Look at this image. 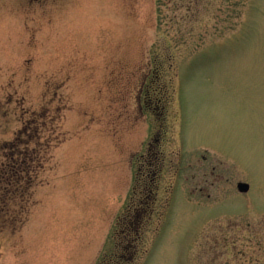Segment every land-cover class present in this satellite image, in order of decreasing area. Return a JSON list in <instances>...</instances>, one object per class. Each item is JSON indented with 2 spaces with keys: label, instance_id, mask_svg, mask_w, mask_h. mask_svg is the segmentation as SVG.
Masks as SVG:
<instances>
[{
  "label": "rangeland",
  "instance_id": "obj_1",
  "mask_svg": "<svg viewBox=\"0 0 264 264\" xmlns=\"http://www.w3.org/2000/svg\"><path fill=\"white\" fill-rule=\"evenodd\" d=\"M30 119L0 264H264V0H0V141Z\"/></svg>",
  "mask_w": 264,
  "mask_h": 264
},
{
  "label": "trees",
  "instance_id": "obj_2",
  "mask_svg": "<svg viewBox=\"0 0 264 264\" xmlns=\"http://www.w3.org/2000/svg\"><path fill=\"white\" fill-rule=\"evenodd\" d=\"M38 125L37 121L30 119L24 123L21 130L17 131L14 139L0 141V173H11L15 182L9 190L0 193V219H2V216L9 217V213H12L10 204L15 198H18V201L21 200L27 203V196L31 197L30 189H27L34 181L33 174L37 175V171L42 168V164H30L35 158H41V146L38 140L42 135V125L41 123ZM31 142H34L35 146L31 147ZM45 152H47L46 149ZM43 155L44 158L47 153ZM27 174L29 176L25 177ZM13 191H20V194H12ZM28 192L29 194H27Z\"/></svg>",
  "mask_w": 264,
  "mask_h": 264
},
{
  "label": "water",
  "instance_id": "obj_3",
  "mask_svg": "<svg viewBox=\"0 0 264 264\" xmlns=\"http://www.w3.org/2000/svg\"><path fill=\"white\" fill-rule=\"evenodd\" d=\"M237 188H238L239 192H247L249 190V185L246 183H239L237 185Z\"/></svg>",
  "mask_w": 264,
  "mask_h": 264
}]
</instances>
